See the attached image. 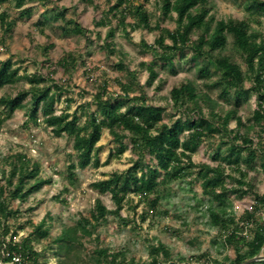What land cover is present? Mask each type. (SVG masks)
I'll return each mask as SVG.
<instances>
[{"label":"trees","instance_id":"16d2710c","mask_svg":"<svg viewBox=\"0 0 264 264\" xmlns=\"http://www.w3.org/2000/svg\"><path fill=\"white\" fill-rule=\"evenodd\" d=\"M82 1L86 6H94V0ZM143 1L149 3L151 0ZM10 2H14L15 8L24 17L33 14V9L26 6L38 2L51 10V19L60 22L63 36L88 38L89 31L75 19L68 18L65 8L48 9L50 0H0V45H6L19 21L3 9ZM159 3L162 16L174 19V30L161 28L159 23L153 26L152 17L144 5H135L131 0H115L104 11L101 19L95 22V26L107 28L105 46L111 53L115 52L114 39L118 30L128 39L129 29L158 31L153 45L145 41L139 44L142 51L151 54L154 60L152 64H141L148 71L146 85L153 86L157 80L162 83L158 68L173 70L175 60H180L190 50L195 60L205 62L197 66L199 78L212 75L213 67L220 74L213 85L221 88V97L228 98L231 91L235 92L236 101L231 110L224 114L218 113L219 103L208 93L200 92L195 81L189 80L173 85L169 92L172 105L183 111V118L165 123L164 107L149 104L143 94L130 97L131 92H134L133 86L138 83L134 81V73L126 66L123 54L116 66L132 80L130 83L117 81L125 102L111 96L104 84L98 87L94 95L97 111L89 112L81 124V116L77 112L56 113V104L62 98L64 87L52 77L27 73L21 75L20 68L11 58L0 61V89L22 81L30 85V89L21 90L14 96L0 97V107L3 108L0 111V126L11 119L16 111L25 110L27 118L34 125L43 123L56 136L66 134L72 138L77 160L68 168L70 179H75L73 170L77 168L100 165L97 151L105 128L119 145L115 153H110L107 162L126 152L127 146L123 139L131 140L135 155L132 166L93 184L100 194L111 195L115 210H110L101 199H97L89 217H81L74 226L64 228L53 240L57 264H125L127 259L124 252L113 253L103 248H96L86 260L82 256V239L92 237L98 226L108 223L110 215L120 216L127 202L132 205L133 199L129 195L137 196L138 204H145L152 212L156 211L163 200L161 187H167L189 175L197 177L203 193L212 201L209 207L212 225L219 229L225 244L231 245L235 251L231 264H243L259 253L264 256V222L257 215L260 208L257 206L252 213L245 212L238 218L231 201L232 196L243 198L252 194L264 205V193L258 191L254 178L250 176L251 170L258 168L264 174V145L254 147L251 138L263 116L259 110L253 109L252 118L247 124L238 115L242 100H247L250 94L253 93L258 101L264 100V34L254 29L249 19H217L212 14L213 0H161ZM246 6L250 11H264V0H246ZM129 18L134 23H128ZM114 20L117 26H113ZM41 25L44 26L45 21H41ZM53 47L54 44L50 43L43 48L44 53ZM230 47L240 56L246 71L233 57L223 54ZM78 60L76 55L68 53L58 64L65 73H71L76 69ZM247 79L251 82L248 89L245 88ZM157 89H160V85ZM71 102V99L68 100V104ZM123 106H126L124 111ZM204 107L208 108L209 114H205ZM232 121L236 122L235 129L229 128ZM217 135L228 138L226 153L213 155L216 166H195L193 155L200 145ZM147 155L154 164L146 160ZM7 164L8 170L0 168V176L4 179V183L0 181V263L41 264L42 254L35 250L33 243L50 236L51 229L46 221L37 225L31 223L32 231L19 240H16L17 232L11 230L7 222L21 213L11 208L13 201H29L50 181L41 179L39 163L32 162L24 155L11 157ZM147 216L148 213H142L141 220L146 221ZM242 223L252 226L246 227ZM149 255L150 264H163L162 259L169 264H189L174 262L169 248L162 243L152 245ZM15 258L19 259L18 262ZM250 264H264V260Z\"/></svg>","mask_w":264,"mask_h":264},{"label":"rangeland","instance_id":"374dc122","mask_svg":"<svg viewBox=\"0 0 264 264\" xmlns=\"http://www.w3.org/2000/svg\"><path fill=\"white\" fill-rule=\"evenodd\" d=\"M131 1L135 5H144L152 17L153 26L159 23L161 28L175 29L174 19L166 18L160 12L161 0H151L149 3L143 0ZM114 3L115 0H94V6H86L82 0H50L48 9L65 8L68 18L75 19L89 31L88 38L63 36L59 28L60 22L51 19V10H47L38 2L26 6L33 9L31 17L21 16L14 2L4 5L3 9L19 21L6 45H0V61L11 58L20 68L21 75L27 73L52 77L58 85L64 87L62 98L56 104V113L77 112L81 116V124L89 112L97 111L94 95L98 87L106 84L111 96L125 102L117 81L130 83L132 80L125 71H120L116 66L123 54L126 66L134 73L135 83L139 84L133 86L134 92H131L130 97H139L143 94L149 104L164 107L165 123L183 118V111L172 105L169 92L173 85L184 81H195L200 92H206L216 100L219 103L218 113L224 114L234 107L235 92L231 91L228 98H222L221 88L213 85L220 78V74L213 67L212 75L199 78L197 66L205 62L195 60L190 50H187L180 60H175L173 70L158 68L162 83L157 80L153 86H147L148 71L141 64H152L154 60L151 54L142 51L139 44L145 41L153 45L159 32L129 29L128 39L121 30H118L114 39L115 52L111 53L104 40L107 28L97 27L95 22L99 21L104 11ZM212 14L217 19H249L252 27L264 34V11L248 10L246 0H213ZM41 21H45L44 26H39ZM127 22L134 23L131 18ZM112 24L117 26V21L114 20ZM50 43H53L54 47L45 54L43 48ZM168 43H171L170 40ZM68 53L76 55L79 59L76 69L71 73H65L58 64ZM223 54L233 57L246 71L242 59L231 50V47ZM159 85L160 89H157ZM250 85L251 82L247 79L245 88H250ZM28 89L30 85L22 81L0 89V97L14 96L17 92ZM254 98L255 95L252 93L247 100L243 99L238 110V115L247 124L253 115ZM70 99L72 102L68 104ZM125 107L123 106V111ZM2 110L0 107V111ZM204 112L209 114L207 107H204ZM229 128L235 129L236 122L232 121ZM123 141L127 146L126 152L119 158L112 157L110 162H107L110 153H115L119 145L105 128L97 151L100 165L73 170L76 176L72 180L68 168L77 160L72 138L66 134L56 136L52 129L43 123L39 126L34 125L27 118L25 110L16 111L11 119L0 126V168L8 170L7 163L11 157L24 155L32 162L39 163L40 178L50 181L29 201L25 203L13 201L11 208L21 213L17 218L9 219L7 222L11 230L17 232L16 240H19L27 237L32 231L31 223L37 225L43 220L46 221L51 229L50 236L33 243L35 250L42 254L41 264L58 263L53 250L55 248L53 240L64 228L74 226L81 217H89L97 199H101L110 210H115L111 195L100 194L93 188V184L108 179L113 173L124 172L132 166L135 155L132 152L131 140L125 138ZM227 143L228 138L219 135L205 140L193 155L195 166L201 164L216 166L217 161L213 160V155L218 152L225 154ZM146 160L154 164L149 155ZM250 173L258 191L264 193V175L256 169H252ZM0 181L4 183L1 176ZM161 195L163 200L154 212L145 204H138L137 196L129 195L133 199L132 205L127 202L120 216L110 215L108 223L98 226L92 237L82 239L84 245L82 256L87 260L96 248H103L113 253L124 252L127 259L125 264L130 261L134 264H150L151 246L162 243L169 248L174 262L231 264L230 260L235 258V251L231 245L225 244L219 229L212 225L209 211L212 201L203 193L201 183L195 175L161 187ZM238 202L235 200L232 202L237 217L243 212L242 203ZM144 212L148 213L146 221L141 220ZM162 263L169 264L163 259Z\"/></svg>","mask_w":264,"mask_h":264},{"label":"built area","instance_id":"2783aa9c","mask_svg":"<svg viewBox=\"0 0 264 264\" xmlns=\"http://www.w3.org/2000/svg\"><path fill=\"white\" fill-rule=\"evenodd\" d=\"M254 104H255L254 109L259 110V112L263 116V119L261 120L259 125L256 126L255 130L252 133V137H251L253 141V146L256 148H259L264 145V100L258 101L257 97L255 96ZM258 170H259V173L263 174V171L260 168H258ZM250 176L252 177V173H250ZM233 200H235L236 203H239L238 201L242 203L241 204L243 206L242 214L245 212L252 213L255 210V208L258 206V208H260V211L257 212V215L260 216L264 222V205L259 203V201L255 198L254 195L247 194L243 198H237L235 196H232L231 201L233 202ZM242 225L246 227L252 226V224L250 223H242ZM245 234H247V231H245ZM14 260L18 262L19 259L15 258Z\"/></svg>","mask_w":264,"mask_h":264},{"label":"water","instance_id":"95a60500","mask_svg":"<svg viewBox=\"0 0 264 264\" xmlns=\"http://www.w3.org/2000/svg\"><path fill=\"white\" fill-rule=\"evenodd\" d=\"M261 260H264V256L261 255V253H259L257 256H255L254 258L244 262L243 264H250L252 262L261 261ZM0 264H3V263H0Z\"/></svg>","mask_w":264,"mask_h":264}]
</instances>
